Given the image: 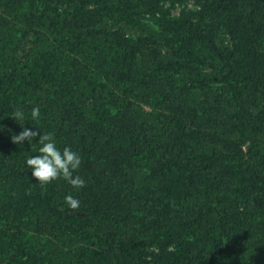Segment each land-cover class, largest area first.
<instances>
[{"label":"trees","instance_id":"1","mask_svg":"<svg viewBox=\"0 0 264 264\" xmlns=\"http://www.w3.org/2000/svg\"><path fill=\"white\" fill-rule=\"evenodd\" d=\"M0 264H264V0H0Z\"/></svg>","mask_w":264,"mask_h":264},{"label":"clouds","instance_id":"2","mask_svg":"<svg viewBox=\"0 0 264 264\" xmlns=\"http://www.w3.org/2000/svg\"><path fill=\"white\" fill-rule=\"evenodd\" d=\"M40 107L35 106L31 109L30 117H26L24 111L17 109L11 115L16 121L30 119L38 121L40 119ZM39 144L38 154L28 156L26 165L31 170L32 178L41 186L52 183L63 178L74 189L80 190L86 184L85 179L76 173L81 167V156L71 147H64L62 150L57 146L54 134L51 132H41L37 127H22L18 134H14L11 139L15 144H23L27 141L29 144L36 138ZM69 208L75 209L79 206V200L69 194L64 197Z\"/></svg>","mask_w":264,"mask_h":264},{"label":"rangeland","instance_id":"3","mask_svg":"<svg viewBox=\"0 0 264 264\" xmlns=\"http://www.w3.org/2000/svg\"><path fill=\"white\" fill-rule=\"evenodd\" d=\"M170 9H169V12L171 15H179L180 12L184 11V10H189V9H195L196 6L191 2H186V3H183V4H172V5H169L168 6Z\"/></svg>","mask_w":264,"mask_h":264}]
</instances>
